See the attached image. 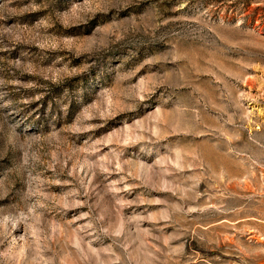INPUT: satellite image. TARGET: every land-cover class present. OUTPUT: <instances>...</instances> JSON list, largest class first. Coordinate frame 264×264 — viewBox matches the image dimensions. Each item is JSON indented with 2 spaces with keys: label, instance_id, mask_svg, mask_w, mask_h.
<instances>
[{
  "label": "rangeland",
  "instance_id": "rangeland-1",
  "mask_svg": "<svg viewBox=\"0 0 264 264\" xmlns=\"http://www.w3.org/2000/svg\"><path fill=\"white\" fill-rule=\"evenodd\" d=\"M0 264H264V0H0Z\"/></svg>",
  "mask_w": 264,
  "mask_h": 264
}]
</instances>
